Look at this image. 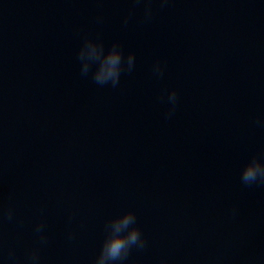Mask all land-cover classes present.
I'll return each instance as SVG.
<instances>
[{
  "label": "water",
  "instance_id": "obj_1",
  "mask_svg": "<svg viewBox=\"0 0 264 264\" xmlns=\"http://www.w3.org/2000/svg\"><path fill=\"white\" fill-rule=\"evenodd\" d=\"M144 7L0 0V264H94L129 210L147 244L123 264H264V185L240 181L264 156V0ZM89 37L136 54L118 86L81 75Z\"/></svg>",
  "mask_w": 264,
  "mask_h": 264
},
{
  "label": "clouds",
  "instance_id": "obj_2",
  "mask_svg": "<svg viewBox=\"0 0 264 264\" xmlns=\"http://www.w3.org/2000/svg\"><path fill=\"white\" fill-rule=\"evenodd\" d=\"M134 3H144V19H152L154 10L153 0H134ZM134 10L129 12L125 18V24L131 19ZM78 60L81 64L80 72L82 76L92 74V80L100 86L111 84L116 87L120 83L121 75L125 71L131 72L136 65V54L130 52L125 57L124 51L118 42L113 43L111 48L105 51L104 43L99 39L86 38L78 53ZM94 69V70H93ZM153 73L163 76L164 66L160 61L153 65ZM167 102L170 105L167 117L171 118L178 105V92L175 89L166 93ZM259 123V121H258ZM240 181L244 186L264 185V156H253L244 166ZM239 209L233 207L231 215H238ZM14 210L7 209V219L11 221L14 217ZM46 223L41 221L35 226V233L41 245L46 244L48 237L45 233ZM106 237L103 241L100 254L95 259L94 264H123L128 258L133 248L144 249L146 240L143 237L141 228L137 225V216L134 211H127L108 221L105 226ZM10 264H19L14 250L10 249L7 256ZM26 264H40V252L38 248L32 249L26 258ZM161 264H171L168 260H162Z\"/></svg>",
  "mask_w": 264,
  "mask_h": 264
}]
</instances>
